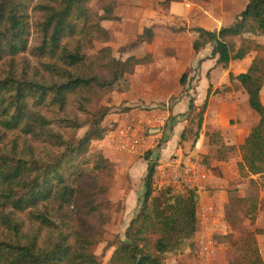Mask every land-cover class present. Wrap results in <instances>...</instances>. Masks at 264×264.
<instances>
[{
    "label": "trees",
    "instance_id": "1",
    "mask_svg": "<svg viewBox=\"0 0 264 264\" xmlns=\"http://www.w3.org/2000/svg\"><path fill=\"white\" fill-rule=\"evenodd\" d=\"M119 5V0H0V264H100L96 249L121 202L109 197L114 164L102 150L90 154L93 142L108 132L104 121L111 109L101 101L110 92L130 90L129 76L152 61L151 54L115 56L103 23L121 19ZM191 31L195 52L211 45L210 58L227 69L254 48L246 33L264 36V0H248L220 29ZM153 37V29L145 28L123 48ZM261 61L255 58L246 72L230 73L259 116L239 146L240 166L252 175L264 174ZM186 79L184 73L181 83ZM207 106L208 96L200 125ZM154 177L155 164L149 162L140 209L125 238L112 241L110 264H168L196 249L197 190L157 191ZM254 242L248 246L250 263L264 264Z\"/></svg>",
    "mask_w": 264,
    "mask_h": 264
},
{
    "label": "rangeland",
    "instance_id": "2",
    "mask_svg": "<svg viewBox=\"0 0 264 264\" xmlns=\"http://www.w3.org/2000/svg\"><path fill=\"white\" fill-rule=\"evenodd\" d=\"M178 1L185 6L186 10L191 11L192 18L190 30L192 27H195L194 25L197 23L196 18L199 16L197 15L198 12L204 14L211 20L213 18L211 16V8L216 5L219 6V0ZM187 4L191 6L188 7ZM93 7L96 9L98 8V5L93 2ZM231 20L232 19L230 18H225L219 19L218 21L213 18L211 21H208V19L205 18L203 21L208 26H213L215 24L218 26L221 23L223 25H229L228 23ZM178 23L175 30L176 33L180 35L182 31H186V29L189 28V23L186 20L185 25ZM111 24V21L105 22V26L107 27H110ZM187 35L188 33H185L180 40L183 45L187 44L188 40L184 38V36L187 38ZM247 38L254 40V48L250 54H252L254 58L262 60L261 64H264V36L259 34L256 35L255 38L254 35L249 34V37ZM125 41L128 42L130 40ZM98 45L101 46L103 44L99 43ZM189 46L190 48H193L192 42L190 41ZM124 51H127V49L123 48V46L114 49L115 56L122 59ZM142 52L145 53L143 49L141 54H144ZM27 58L31 60L29 55ZM220 68L223 70L218 69L214 71V73L211 71L208 72L207 76L209 82L205 86V89L199 78V75L201 74V61L196 62L195 65L188 68L185 72L187 74V79L186 83L183 84V94L188 93L187 95H189V99H187L188 103L184 105L185 112L181 116L186 121L184 122L181 134L173 131L172 123L176 116L171 114L167 120L161 122L158 120V117L151 114L152 109H159L158 112L162 113L163 110L167 109V103H161L155 106L154 103H145L144 101L137 99H133L132 102L127 99L121 100L120 95L124 92L113 91L103 98L101 105L110 107L111 110L109 114L112 112L120 113L132 110L133 116H131V118L133 119H126L122 124L131 121L135 122L143 127L142 131L146 137H155V148L145 151L142 155H138L139 158L151 160L153 155L160 154L161 149L167 144L168 139H170L172 135H176V139L178 138L177 149L181 146L184 152H189L199 157L203 160L207 169H218L220 155L227 154L226 156L229 157L228 151H230V149L224 147L225 143H223V136L220 135L221 132L219 131V126L222 125V123H237L238 128L242 132L244 125L250 124L252 127L259 120V117L255 118L258 114L251 108L247 91L241 82L237 79L231 78L229 74L230 72L227 73V69L224 70V68ZM239 69L242 70L243 68ZM233 70L237 71V67H234ZM240 86H242V89ZM234 90L236 91L235 98L232 97ZM207 96L208 106L203 116L202 125H200V110ZM211 96H214V98L210 101ZM181 97L182 96L180 95L173 96L169 100L170 107L176 105ZM192 98H194L195 106L191 108L190 101ZM261 99L264 102V81ZM140 112L146 114V117H149V119L145 120L138 117ZM120 124L115 123V121L111 122V124L110 122L107 123L106 127L108 132L114 130ZM154 130H156L157 133ZM83 131L84 129L81 132ZM11 136L12 135L9 137ZM96 141H94L91 146L90 154L99 151L100 143H96ZM234 146L236 147L239 145L237 144ZM237 149L238 148L236 147V151L239 153L240 151ZM139 158L133 157V160H136L139 163ZM154 160H158V158ZM227 171V183H223L222 185L221 183H216L217 185L214 187V193L215 191L221 192H219V195L217 196V204L215 205L217 206V209L212 212L209 226L210 231L208 229H205V231L209 233L214 245L217 243V247L221 250L223 249L220 253L228 264H251L250 258L248 257V246L255 244L254 240H256V246L264 260V174H249L247 170L241 168L240 162L237 170H232L228 166ZM215 175H217V172ZM209 190H212V188ZM123 207V201H121L119 212L115 213L112 221L105 226L103 241L96 249L100 264H110V258L115 249V246H111L112 241L116 240L118 236L123 239L125 238L128 221L126 219L120 220V214H118L123 210ZM193 241L196 243L195 238ZM221 245L223 247H220ZM218 253L216 252L217 255H214L212 258L214 264H219L220 253ZM192 254L195 258H197V256L200 257L197 252V246ZM169 261L170 260L168 259L167 262L169 263Z\"/></svg>",
    "mask_w": 264,
    "mask_h": 264
},
{
    "label": "crops",
    "instance_id": "3",
    "mask_svg": "<svg viewBox=\"0 0 264 264\" xmlns=\"http://www.w3.org/2000/svg\"><path fill=\"white\" fill-rule=\"evenodd\" d=\"M119 2L120 5L116 9V14L120 16L121 19L119 21H111L112 24L110 27L106 26L111 31L113 42L111 40L110 45H112L114 49L135 41L137 36L144 32L145 28H152L154 31V37L151 41H144L135 48L124 51L123 53L122 59H126L132 55L143 57L147 54H151L152 61L137 66L134 73L129 76L131 88L120 95L121 100L127 99L132 102L133 99H137L145 103H154L155 106L161 103H167V109L163 110L162 113L158 112L159 109H152L151 114L158 117V120L161 122H164L173 114V116H176L172 123L173 131L181 134L184 122H186L181 116L185 112L184 105L188 103L187 99H189L188 93L183 94L184 85L181 84L182 75L188 68L195 65L196 62L201 61V74L199 78L205 89V86L209 82L207 76L208 72L211 71L214 73V71L218 69H223H221L220 66L216 67V59L210 58L212 51L211 45H208L199 52H195L193 48H190L189 41L192 42L193 45L195 37V32L190 30L192 18L191 11L186 10L185 6L178 0H119ZM247 3L248 0H219V6L215 4L216 6L211 8V16L218 21L219 19L230 18L232 20L228 24H231L236 19L237 15L245 9ZM187 6L190 7L191 5L187 4ZM197 15L199 16L196 18L197 23L194 26H203L208 29H220L222 26H227L222 23L218 26L217 24L208 26L203 20L206 18L208 21H211L213 18L210 20V18L199 12ZM185 20L189 23V28H187L186 31H182L183 33L181 32L179 35L175 30L176 25L178 22V24L182 23L185 25ZM105 22L107 21H104V26ZM184 32L188 33L187 38L184 36V38L188 40L186 45H183L180 41L185 34ZM249 34L254 35L256 38V34L253 33H246L244 36L249 37ZM125 40L130 41L126 42ZM142 49L145 51V53L142 52L144 54H141ZM250 52L243 59L231 61L227 68V73H236L235 75H238L242 72H246L255 59ZM234 67H237V71L233 70ZM239 68L243 69L241 70ZM240 87L242 89V86ZM177 95L182 97L177 101L176 105L170 107L169 100ZM235 95L236 91L234 90L232 97L235 98ZM213 98L214 96H211L210 101ZM132 113V110L120 113L112 112L105 119L104 124L107 125L109 122L111 124L113 121L122 124L126 119H133L131 118V116H133ZM138 117L145 120L149 119V117H146V114L141 112ZM258 117L257 115L255 116V118ZM252 127L250 124H246L241 132L237 123H222V125L219 126V131L221 132L220 135L223 136V143H225V145L234 146L238 144L240 146L250 133ZM154 131L157 133L156 130ZM148 139L151 146L150 149L155 148V137L150 136ZM177 141L178 138L176 139V135H172V137L168 139L167 144L161 149L160 154L153 155L151 160H145L136 155L118 153L108 146L105 138L96 141V143H100L99 150H102L115 166V181L110 189L109 197L113 201H123V210L118 213L120 214V220L126 219L129 224L130 220L138 212L142 196L145 193L144 179L148 172L149 162L157 158L160 161H164L174 152H178ZM239 146L236 147L239 149ZM228 153L229 157L226 156L227 154L220 155L218 169H208L209 179L206 182V189L202 192L201 201L208 207L210 215L208 220L201 221L200 214H197L198 227L195 240L199 233L205 230L204 227L210 229L212 212L217 209V206H215L217 204V196L219 192H221L215 191L214 193V187L217 185L216 183H221V185L227 183L228 166L232 170H237L239 162L243 160L240 154L241 152L238 153L236 149L235 151L230 150ZM133 157L139 158L140 162L138 163L136 160H133ZM216 172L217 175H215ZM210 188H212V190H209ZM217 246L218 244L215 243L217 253L223 251V249L221 250ZM220 247L223 246L221 245ZM192 253L193 251L188 249L185 254L169 259L170 261L168 264H214L212 259L206 261L198 256L195 258ZM219 264H228L221 253L219 256Z\"/></svg>",
    "mask_w": 264,
    "mask_h": 264
},
{
    "label": "built area",
    "instance_id": "4",
    "mask_svg": "<svg viewBox=\"0 0 264 264\" xmlns=\"http://www.w3.org/2000/svg\"><path fill=\"white\" fill-rule=\"evenodd\" d=\"M142 130L141 125L131 121L119 125L116 129L108 132L104 138L108 146L116 152L138 156L151 148L149 139ZM150 162L155 164V190L159 191L164 188H173L177 191H184L186 188L196 189L198 195L197 214H200L201 221L208 220L209 209L201 201L202 192L206 189V182L209 179V171L203 160L194 154L184 152L183 148L179 146L178 152H174L168 159ZM196 241L200 258L206 261L212 259L216 254V247L209 233L205 230L200 232Z\"/></svg>",
    "mask_w": 264,
    "mask_h": 264
}]
</instances>
